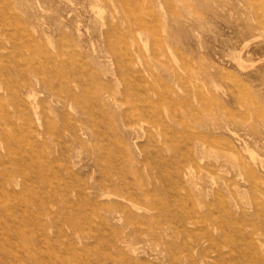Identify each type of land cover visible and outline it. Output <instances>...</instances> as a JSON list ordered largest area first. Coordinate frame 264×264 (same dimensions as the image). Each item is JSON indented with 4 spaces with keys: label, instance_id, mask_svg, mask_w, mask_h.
Here are the masks:
<instances>
[{
    "label": "rangeland",
    "instance_id": "rangeland-1",
    "mask_svg": "<svg viewBox=\"0 0 264 264\" xmlns=\"http://www.w3.org/2000/svg\"><path fill=\"white\" fill-rule=\"evenodd\" d=\"M0 264H264V0H0Z\"/></svg>",
    "mask_w": 264,
    "mask_h": 264
},
{
    "label": "bare ground",
    "instance_id": "bare-ground-1",
    "mask_svg": "<svg viewBox=\"0 0 264 264\" xmlns=\"http://www.w3.org/2000/svg\"><path fill=\"white\" fill-rule=\"evenodd\" d=\"M182 31V30H181Z\"/></svg>",
    "mask_w": 264,
    "mask_h": 264
}]
</instances>
